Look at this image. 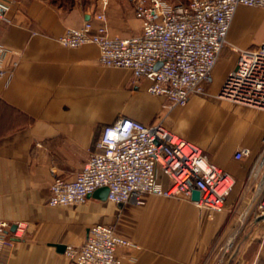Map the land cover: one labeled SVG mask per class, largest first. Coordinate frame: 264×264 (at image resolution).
Returning <instances> with one entry per match:
<instances>
[{
	"label": "crops",
	"instance_id": "0c3cea01",
	"mask_svg": "<svg viewBox=\"0 0 264 264\" xmlns=\"http://www.w3.org/2000/svg\"><path fill=\"white\" fill-rule=\"evenodd\" d=\"M3 1L9 10L0 18V47L9 73L0 79V221L11 224L13 243L0 245V264H74L66 245H81L94 224L117 223L122 209L144 215L135 228H116L134 242L119 249L121 264H217L231 237L234 257L225 264H264V215H258L264 107L193 95L186 106L169 110L164 96L148 91L147 79L134 82L130 69L103 65L97 44L67 47L58 41L69 28L94 19L95 2ZM244 12L240 6L229 34L234 44L250 48L255 38L240 36ZM106 13L112 35L140 33L134 0H111ZM230 56L226 49L221 53L209 92L218 91L231 71ZM121 116L145 123L163 119L228 171L235 184L224 210L211 216L189 198L155 194L144 204L120 206L90 196L80 205H49L54 180L73 179L100 150L103 127ZM246 148L248 154L235 158Z\"/></svg>",
	"mask_w": 264,
	"mask_h": 264
},
{
	"label": "built area",
	"instance_id": "2783aa9c",
	"mask_svg": "<svg viewBox=\"0 0 264 264\" xmlns=\"http://www.w3.org/2000/svg\"><path fill=\"white\" fill-rule=\"evenodd\" d=\"M98 10L83 26L69 28L58 41L67 47L94 43L103 65L130 69L135 82L147 79L148 91L166 98L165 107L186 106L194 94L205 91L240 6L264 7V0H134L141 31L112 35L107 23L111 0H90ZM9 4L0 0V18ZM97 21V23H95ZM237 64L228 73L221 98L264 107V42L257 48H237ZM0 47V79L9 71ZM99 151L90 154L73 179L57 178L50 186L51 206L80 205L97 189L108 187L107 200L115 204H144L150 194L185 197L210 215L222 212L235 184L234 177L196 143L169 129L162 120L145 123L121 116L103 127ZM249 149H240V159ZM170 184L166 185L165 181ZM199 190L198 200L192 199ZM264 215V199L258 205ZM11 224L0 221V245H12ZM15 235L18 236L15 231ZM231 237L221 252L225 264L234 256ZM134 242L111 224L89 227L81 245L68 244L65 254L74 264H121L119 249ZM228 255V256H227ZM232 255V256H231Z\"/></svg>",
	"mask_w": 264,
	"mask_h": 264
},
{
	"label": "rangeland",
	"instance_id": "374dc122",
	"mask_svg": "<svg viewBox=\"0 0 264 264\" xmlns=\"http://www.w3.org/2000/svg\"><path fill=\"white\" fill-rule=\"evenodd\" d=\"M166 1H168L169 3H181V2H185L187 0H166ZM243 7L245 10L244 16H243L244 17V24L241 26L242 28H241L240 36L242 39H249V38L254 37L255 40L253 41V44L250 45L249 47L251 49L257 48L264 42V7H258V6H255V7L243 6ZM261 36H262V42L256 43L257 38L261 37ZM228 42L229 43L226 44V46L224 47L222 52L226 49L231 54L230 57L232 60H230V63L234 61L233 66H232V69H233L235 67V65L237 64V57H238L237 48H241V47L237 46L236 44H234L231 41L230 34L228 36ZM242 49H245V48H242ZM246 49H248V48H246ZM225 79H224V81H225ZM133 80H134V78H133ZM224 81H223V83H224ZM134 82H135V80H134ZM207 86H208V82L205 84L204 93L194 94V95H197L198 97L204 99L205 101L220 100L221 99V97H220L221 96V88L218 91H216L215 93H211L208 91ZM157 113H158V116L159 115L160 116L165 115L164 113H162L160 111ZM162 121L164 122L163 119H162ZM111 203H113V202H111ZM113 204H115V203H113ZM141 209H144V207H141ZM143 215H144L143 210L136 211L134 209H131L130 211H128L127 209H122L119 212V214H117V216H116L117 217V223H115V224L106 223V224H111L115 228H125V227L135 228L141 222V219H143L142 218ZM127 238H129V237H127ZM71 245H73V244H71ZM222 258H225V256H223L222 252H219L215 258V261L219 262V260Z\"/></svg>",
	"mask_w": 264,
	"mask_h": 264
},
{
	"label": "water",
	"instance_id": "95a60500",
	"mask_svg": "<svg viewBox=\"0 0 264 264\" xmlns=\"http://www.w3.org/2000/svg\"><path fill=\"white\" fill-rule=\"evenodd\" d=\"M107 195H108V187H103V188H99L97 189L92 195L90 196H95L98 197L100 199L106 200L107 199ZM200 197V192L199 190H194L193 194H192V199L193 200H198ZM122 204H120L121 206ZM17 226L14 225L13 228H16Z\"/></svg>",
	"mask_w": 264,
	"mask_h": 264
},
{
	"label": "trees",
	"instance_id": "16d2710c",
	"mask_svg": "<svg viewBox=\"0 0 264 264\" xmlns=\"http://www.w3.org/2000/svg\"><path fill=\"white\" fill-rule=\"evenodd\" d=\"M188 1V0H187ZM187 1H185V2H187ZM185 2H181V3H185Z\"/></svg>",
	"mask_w": 264,
	"mask_h": 264
}]
</instances>
